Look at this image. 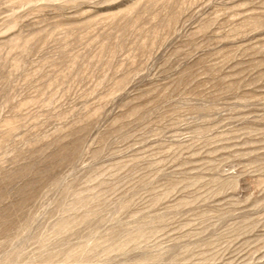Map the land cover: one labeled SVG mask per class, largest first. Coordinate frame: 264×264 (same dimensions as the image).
<instances>
[{"label": "rangeland", "instance_id": "1", "mask_svg": "<svg viewBox=\"0 0 264 264\" xmlns=\"http://www.w3.org/2000/svg\"><path fill=\"white\" fill-rule=\"evenodd\" d=\"M0 264H264V0H0Z\"/></svg>", "mask_w": 264, "mask_h": 264}]
</instances>
